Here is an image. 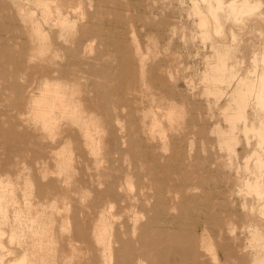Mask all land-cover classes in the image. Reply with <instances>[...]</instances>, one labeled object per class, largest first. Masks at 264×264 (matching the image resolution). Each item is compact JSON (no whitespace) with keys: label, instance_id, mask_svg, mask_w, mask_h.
<instances>
[{"label":"rangeland","instance_id":"374dc122","mask_svg":"<svg viewBox=\"0 0 264 264\" xmlns=\"http://www.w3.org/2000/svg\"><path fill=\"white\" fill-rule=\"evenodd\" d=\"M0 264H264V0H0Z\"/></svg>","mask_w":264,"mask_h":264},{"label":"bare ground","instance_id":"6f19581e","mask_svg":"<svg viewBox=\"0 0 264 264\" xmlns=\"http://www.w3.org/2000/svg\"><path fill=\"white\" fill-rule=\"evenodd\" d=\"M217 1H218V0H217ZM221 4H222V3H221ZM233 4H234V3H233ZM234 5H235V4H234ZM217 6H218V5H217ZM229 6H230V5H229ZM235 6H236V5H235ZM254 85H256V84H254ZM250 86H251V85H250ZM54 93H55V92H54ZM58 95H59V94H58ZM53 99H54V98H53ZM53 99H52V100H53ZM42 100H43V99H42ZM49 101H51V100H49ZM55 101H56V100H55ZM39 102L42 103L41 101H39ZM51 102H52V101H51ZM40 103H39V104H40ZM43 103H44V102H43ZM46 103H47V102H46ZM46 103H45V104H46ZM52 103H53V102H52ZM243 103H244V102H243ZM53 104H54V103H53ZM36 105H37V104H36ZM42 105H43V104H42ZM42 105H41V106H42ZM46 105H47V104H46ZM46 105H45V106H46ZM51 106H52V105H51ZM39 107H40V106H39ZM42 108H43V107H42ZM48 108H49V107H48ZM48 108H47V109H48ZM38 109H39V108H38ZM52 109H53V107H52ZM45 110H46V109H45ZM41 111H44V110H41ZM41 111H40V112H41ZM44 112H45V111H44ZM50 112H51V111H50ZM51 113H52V112H51ZM48 114H49V112H48ZM42 115H44V114H42ZM49 115H50V114H49ZM51 116H52V115H51ZM260 241H261V240H260ZM260 245H262V244H260ZM109 248H110V247H109ZM142 258H143V257H142ZM144 259H145V258H144ZM138 261H139V260H138ZM138 261H137V262H138ZM137 262H136V263H137ZM138 263H139V262H138Z\"/></svg>","mask_w":264,"mask_h":264}]
</instances>
